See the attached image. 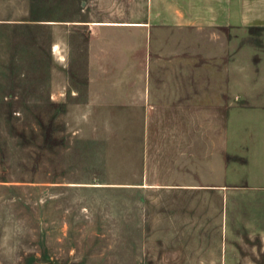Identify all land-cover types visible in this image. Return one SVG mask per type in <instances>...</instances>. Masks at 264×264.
<instances>
[{
    "label": "crops",
    "instance_id": "obj_1",
    "mask_svg": "<svg viewBox=\"0 0 264 264\" xmlns=\"http://www.w3.org/2000/svg\"><path fill=\"white\" fill-rule=\"evenodd\" d=\"M81 6L65 21L86 30V82L73 91L132 108L148 158L136 185L156 203L147 232L165 251L150 264H264V0ZM178 29L193 33L175 49Z\"/></svg>",
    "mask_w": 264,
    "mask_h": 264
},
{
    "label": "rangeland",
    "instance_id": "obj_2",
    "mask_svg": "<svg viewBox=\"0 0 264 264\" xmlns=\"http://www.w3.org/2000/svg\"><path fill=\"white\" fill-rule=\"evenodd\" d=\"M83 3L0 0V264L158 262L132 108L73 91L86 82V30L65 21ZM191 33L175 31V49Z\"/></svg>",
    "mask_w": 264,
    "mask_h": 264
}]
</instances>
